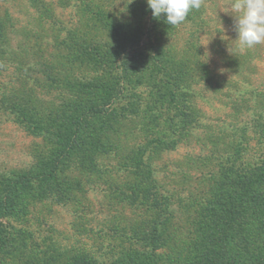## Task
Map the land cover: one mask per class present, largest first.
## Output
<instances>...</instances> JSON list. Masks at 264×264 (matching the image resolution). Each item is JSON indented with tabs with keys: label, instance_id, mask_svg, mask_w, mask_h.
Returning a JSON list of instances; mask_svg holds the SVG:
<instances>
[{
	"label": "trees",
	"instance_id": "16d2710c",
	"mask_svg": "<svg viewBox=\"0 0 264 264\" xmlns=\"http://www.w3.org/2000/svg\"><path fill=\"white\" fill-rule=\"evenodd\" d=\"M28 1L55 21L44 0ZM121 1L115 11L113 0H78L73 27L24 31L15 47L13 24L0 13V76L7 64L15 70L12 86L0 83V112L38 139L28 167L0 173V264H264V148L254 162L243 159L247 127L238 139H209L225 149L219 171L195 177L198 187L186 172L176 199L157 186L151 155L174 150L203 120L192 101L198 65L161 44L164 19L152 17L146 0ZM141 87L147 93L135 92ZM52 92L58 97H41ZM255 100L253 134L264 146L263 95ZM192 159L207 169L217 160ZM92 185L106 188L122 216L111 221L123 242L117 252L104 258L37 241L26 225L32 208L78 204Z\"/></svg>",
	"mask_w": 264,
	"mask_h": 264
},
{
	"label": "rangeland",
	"instance_id": "374dc122",
	"mask_svg": "<svg viewBox=\"0 0 264 264\" xmlns=\"http://www.w3.org/2000/svg\"><path fill=\"white\" fill-rule=\"evenodd\" d=\"M44 1L53 10L55 21L39 15L28 0H0V13L8 15L13 24L11 36L14 47L23 44L24 31L39 32L50 26L59 30L76 24L78 0ZM113 1L111 7L115 11L120 9L122 1ZM231 3L232 0H202L201 7L192 10L191 16H187L183 23L176 26L164 24L163 27L160 42L172 48V57L197 61L198 69L194 74L198 76L199 82L192 86V101L203 115V120L191 132L190 138H184L174 150L160 149L151 155L150 163L156 184L164 195L171 196V200L183 195L181 191L184 184H179L182 183L183 173L190 174L193 178L190 179V185L198 187L195 177L202 170L219 171L222 156L219 149L225 147L217 148L212 145L210 138L219 139L225 133L228 140L238 139V129L247 127L249 145L243 159L254 162L262 155L264 146L258 145L252 127L257 94L263 95L264 104V44L239 49L235 41L237 34ZM150 27V21L146 20L143 41ZM4 67L6 70L0 76V83L10 87L15 70L8 64ZM135 92L145 94L147 89L136 88ZM54 95L58 97L56 92L48 95L42 93L41 97L51 101ZM127 104L128 100L120 102V106ZM37 141L14 122L12 115L0 112V173L28 167L31 163L29 149ZM197 156L216 157L217 160L213 162L215 168L207 169L208 164L204 168L199 161L192 159ZM114 160L106 157L104 165L114 167L117 177L123 171L117 170V160ZM85 197L86 200L84 198L78 204H36L28 217L27 228L37 241H53L62 248H75L104 258L115 254L123 242L111 230V221L121 218V214L110 207L103 186H89ZM117 207L120 209L119 205ZM123 213L125 218H129V210Z\"/></svg>",
	"mask_w": 264,
	"mask_h": 264
},
{
	"label": "clouds",
	"instance_id": "9594fccd",
	"mask_svg": "<svg viewBox=\"0 0 264 264\" xmlns=\"http://www.w3.org/2000/svg\"><path fill=\"white\" fill-rule=\"evenodd\" d=\"M146 4L154 19L163 17L165 24L176 26L191 10L199 9L202 0H146ZM231 13L239 49L264 44V0H232Z\"/></svg>",
	"mask_w": 264,
	"mask_h": 264
}]
</instances>
